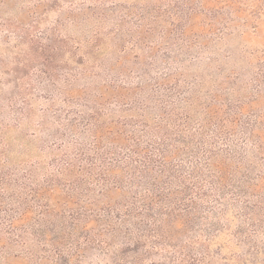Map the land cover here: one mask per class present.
<instances>
[{"label":"trees","instance_id":"16d2710c","mask_svg":"<svg viewBox=\"0 0 264 264\" xmlns=\"http://www.w3.org/2000/svg\"><path fill=\"white\" fill-rule=\"evenodd\" d=\"M264 0H0V264H264Z\"/></svg>","mask_w":264,"mask_h":264},{"label":"rangeland","instance_id":"374dc122","mask_svg":"<svg viewBox=\"0 0 264 264\" xmlns=\"http://www.w3.org/2000/svg\"><path fill=\"white\" fill-rule=\"evenodd\" d=\"M262 42H264V40Z\"/></svg>","mask_w":264,"mask_h":264}]
</instances>
